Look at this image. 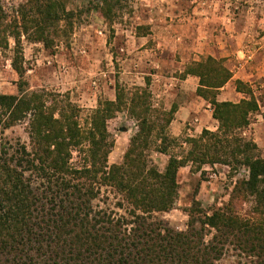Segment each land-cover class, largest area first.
<instances>
[{"label":"trees","instance_id":"1","mask_svg":"<svg viewBox=\"0 0 264 264\" xmlns=\"http://www.w3.org/2000/svg\"><path fill=\"white\" fill-rule=\"evenodd\" d=\"M135 1L90 0L76 11L70 0H25L10 12L0 2V51L11 52L18 76L17 93L0 94V264H217L231 248L264 264V155L245 134L260 104L239 80L236 90L245 99L217 101L233 77L224 60L209 57L186 68L184 76L199 78L197 94L210 103L218 129L183 140L170 135L175 108L154 106L149 81L145 87L118 84L115 99L98 100L85 128L84 110L68 94L30 89L25 42L54 49L71 40L83 13L98 12L113 25ZM137 32L147 34L145 27ZM122 112L137 131L123 163L110 165L108 124ZM20 125L28 142L13 143L6 131ZM153 146L168 157L163 171L150 165ZM74 152L80 166L72 162ZM215 166L240 176L224 208L209 214L194 200L184 231L158 218L177 203L181 169L195 174ZM103 187L122 201L96 203ZM238 199L252 203V219L238 214Z\"/></svg>","mask_w":264,"mask_h":264},{"label":"crops","instance_id":"2","mask_svg":"<svg viewBox=\"0 0 264 264\" xmlns=\"http://www.w3.org/2000/svg\"><path fill=\"white\" fill-rule=\"evenodd\" d=\"M231 5V0H140L134 23L116 33L114 52L106 45L98 51L89 48L88 65L104 70L106 59L118 66L120 83L145 87L149 81L154 106L175 108L172 136L196 137L204 129L217 130L218 122L210 103L197 94L199 78L184 76L186 68L209 57L224 60L233 77L219 90L217 101L245 99L236 90L238 80L251 86L260 104L256 122L250 125L257 143L264 133V104L259 98L264 92V35L250 34L251 25L233 18ZM138 27H145L147 34L138 35ZM102 86L114 100L113 89L106 82Z\"/></svg>","mask_w":264,"mask_h":264},{"label":"rangeland","instance_id":"3","mask_svg":"<svg viewBox=\"0 0 264 264\" xmlns=\"http://www.w3.org/2000/svg\"><path fill=\"white\" fill-rule=\"evenodd\" d=\"M23 1L25 0H0L9 12L14 5ZM89 2L90 0H70L69 8L80 11L87 8ZM136 3H140V0L134 2L131 13H126L122 19L113 25L108 24L98 12L83 13L77 22L71 40L59 43L54 49L47 50L42 44L25 42L26 79L30 84V89L68 94L72 102L83 108L81 124L85 128L87 117L98 106V100L109 99L102 89L103 82H106L108 87L113 89L115 96L118 84L128 88L136 87L120 83V71L118 66L116 67V63H112L113 61L105 59L103 62L104 70L99 69L100 71L97 68L93 70L92 66L88 65L89 48H95L98 51L102 47L104 49V45H106L111 52H114L116 33L122 28H130L135 21ZM231 3L230 10L232 11L230 13L233 18L250 24L251 29H253L250 34L255 37L264 35V0H231ZM69 55L74 57L73 62L70 61ZM10 56L11 52L4 54L0 51V94L17 93L18 76L12 69ZM96 63L101 65L100 62ZM260 92V102L264 104V92ZM154 101L153 99L155 104ZM157 109L163 110L159 106ZM255 122L256 115L252 117V124ZM25 127L26 125H20L7 130L6 137L13 143L19 139L28 142ZM108 129L114 142L109 155V164H122L130 139L137 131L136 123L129 119L125 112H122L109 122ZM252 129L249 127L246 130L247 137L253 138ZM170 135H172L171 131ZM186 137L188 136L184 135L177 138L183 140ZM257 143L264 155V133L261 132L260 140ZM174 150L178 152L180 148H174ZM148 155L150 165H155L163 171L168 157L157 152L155 146L151 148ZM80 159V154L74 152L72 160L74 165L80 166ZM202 172L193 174L190 167L182 169L178 177L179 197L174 209L157 215L175 231L186 230L189 221V209L194 200L200 201L204 211L211 214L220 208H224L232 199L235 182L240 176H230V170L225 166L205 167ZM99 199L100 201L96 203L110 207H115L118 202L122 201L121 195L111 187H103ZM235 204L238 214L242 218L252 219L254 217L251 202L238 199ZM217 264L261 263L253 256L239 254L231 248Z\"/></svg>","mask_w":264,"mask_h":264}]
</instances>
